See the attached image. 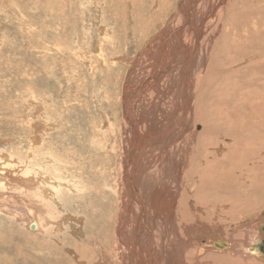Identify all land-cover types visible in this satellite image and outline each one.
<instances>
[{
	"label": "bare ground",
	"instance_id": "6f19581e",
	"mask_svg": "<svg viewBox=\"0 0 264 264\" xmlns=\"http://www.w3.org/2000/svg\"><path fill=\"white\" fill-rule=\"evenodd\" d=\"M77 1L80 35L66 13L51 21L61 25L57 36L69 24L68 51L107 81V107L96 102L103 130L90 146L117 142L103 160L114 162L118 202L111 250L102 239L97 257L73 240V264H264V0ZM130 45L141 46L137 57L127 55ZM115 72H124L120 107L109 93ZM44 100H28L35 163L10 175L0 157V213L42 232L36 245L51 256L41 264H72L56 238L71 217L55 208L62 189L89 188L41 140L39 112L51 114Z\"/></svg>",
	"mask_w": 264,
	"mask_h": 264
},
{
	"label": "rangeland",
	"instance_id": "374dc122",
	"mask_svg": "<svg viewBox=\"0 0 264 264\" xmlns=\"http://www.w3.org/2000/svg\"><path fill=\"white\" fill-rule=\"evenodd\" d=\"M78 3L77 0H0V157L3 156L1 161L6 160L12 164L13 169L8 171L10 175L15 173L16 176L26 171L28 163H35L28 145L33 128L30 123L33 105L29 104L28 100L31 96H36L40 102L44 99V103L49 102L46 107L51 114L39 112L41 118H45L42 129H39L43 132L41 140L53 147L55 157L61 160L62 164L64 162L69 164L68 173L74 175L73 172L76 171V175L89 188L88 191L71 196L62 189L58 199L59 207L55 208L63 216L71 217L63 224L64 230L58 233L59 236L56 238L66 241L64 244H67V248L63 250L62 256L72 264L75 253L73 249L68 248L73 240L76 241L72 242L73 246L87 245V250L93 251L97 257H100L101 253L98 247L97 249L94 247L100 244L102 239L109 240L106 241L107 245L103 246L104 250H111V236L118 202L114 162L106 163V160H103L107 155L115 156L118 151V148L115 149L117 142L116 145L114 143V146L109 147L103 139L105 146L102 144L104 149L101 151L107 154L94 149V144L98 141L95 134L103 130L100 111H104L96 102L101 100L103 107H107L100 93L107 81L103 80L100 74L93 77L89 75L87 68L68 51V46L71 45L68 42L69 24L62 28V33L65 34L57 36L56 30L61 29V25L57 26V22L52 24L51 21L61 19L62 13H66L80 35L81 21L85 17L81 14ZM63 4L65 8L61 11ZM110 22L114 24L115 21ZM123 41L120 40L118 49L125 47ZM57 47H60L61 51L58 52ZM140 47L139 45L135 50L133 45H130L127 48L129 50L127 55L137 57ZM46 48L50 50L47 51ZM124 52L125 50L121 53ZM121 58L116 57L115 61L120 59V63ZM123 74L124 72L118 74L115 72L111 77L113 79L120 75L117 84L113 81L109 89V93L115 96L113 107H118L117 104L120 103V98L117 103V97L123 83ZM115 112L117 114L118 110L115 109ZM48 117L57 119V125L49 126L51 121L47 120ZM106 138L108 139L109 135ZM91 140L94 141L92 146ZM37 153L40 151L37 150ZM72 164L78 167L74 171L70 168ZM101 164L106 166L107 172ZM12 187H16V184ZM23 224L14 216L0 213L2 247L0 264H41L42 256L49 255L41 252L36 245L43 238L42 232L28 231ZM84 239L89 241L85 242Z\"/></svg>",
	"mask_w": 264,
	"mask_h": 264
},
{
	"label": "water",
	"instance_id": "95a60500",
	"mask_svg": "<svg viewBox=\"0 0 264 264\" xmlns=\"http://www.w3.org/2000/svg\"><path fill=\"white\" fill-rule=\"evenodd\" d=\"M30 229L31 230H33L34 229V225L32 224V225H30Z\"/></svg>",
	"mask_w": 264,
	"mask_h": 264
}]
</instances>
